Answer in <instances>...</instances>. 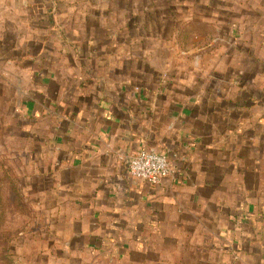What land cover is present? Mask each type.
<instances>
[{"label": "crops", "instance_id": "crops-1", "mask_svg": "<svg viewBox=\"0 0 264 264\" xmlns=\"http://www.w3.org/2000/svg\"><path fill=\"white\" fill-rule=\"evenodd\" d=\"M246 5L226 52L212 37L210 57L176 64L149 46L112 57L104 28L87 57L36 75L32 138L65 264L264 263V0ZM142 150L167 155L172 174L133 179Z\"/></svg>", "mask_w": 264, "mask_h": 264}, {"label": "rangeland", "instance_id": "rangeland-1", "mask_svg": "<svg viewBox=\"0 0 264 264\" xmlns=\"http://www.w3.org/2000/svg\"><path fill=\"white\" fill-rule=\"evenodd\" d=\"M246 4L248 0H0V264L70 260L59 248L62 225L51 219L48 163L40 172L35 157L40 149L29 117L41 89L36 75L72 65L54 62V57H87V38L102 36L101 30L108 41L115 39L114 45H105L110 56L122 50L123 57H133L149 46L160 66L167 60L176 64L186 57H210L205 50L212 37L218 39L217 50L226 52L221 40L233 24L247 23L248 14L241 12ZM211 21L225 28L214 30ZM141 36L147 46L138 50Z\"/></svg>", "mask_w": 264, "mask_h": 264}, {"label": "built area", "instance_id": "built-area-1", "mask_svg": "<svg viewBox=\"0 0 264 264\" xmlns=\"http://www.w3.org/2000/svg\"><path fill=\"white\" fill-rule=\"evenodd\" d=\"M129 174L133 179L157 185L172 174V166L167 155L142 150L129 161Z\"/></svg>", "mask_w": 264, "mask_h": 264}]
</instances>
